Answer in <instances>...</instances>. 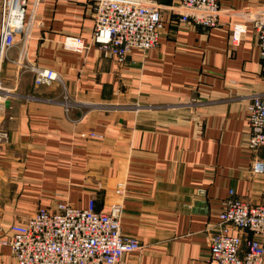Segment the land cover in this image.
<instances>
[{
    "label": "crops",
    "instance_id": "crops-1",
    "mask_svg": "<svg viewBox=\"0 0 264 264\" xmlns=\"http://www.w3.org/2000/svg\"><path fill=\"white\" fill-rule=\"evenodd\" d=\"M157 1L165 9L159 45L130 51L122 65L91 43L90 2L37 7L26 59L62 85L37 87L29 73L2 67L0 242L37 208L66 201L82 209L93 200L106 211L122 181L121 232L142 249L119 264H208L207 238L229 191L264 204V176L249 171L262 154L247 149L246 120L248 95L264 93V69L253 30L231 36L245 23L236 11L264 0H217L222 12L208 30L178 21L179 0ZM65 36L88 48L65 50ZM0 264H16L1 243Z\"/></svg>",
    "mask_w": 264,
    "mask_h": 264
},
{
    "label": "built area",
    "instance_id": "built-area-1",
    "mask_svg": "<svg viewBox=\"0 0 264 264\" xmlns=\"http://www.w3.org/2000/svg\"><path fill=\"white\" fill-rule=\"evenodd\" d=\"M28 1H31L28 4ZM91 3L94 29L91 43L100 56L117 65L125 64L132 50L145 51L159 45L165 27V10L157 0H85ZM42 0H0V106L3 96L2 67L12 66L17 76L29 73L34 86H49L62 79L52 69L39 67L26 59L32 43L37 7ZM180 23L212 29L218 25L222 12L217 0H179ZM30 12L26 14V7ZM245 23L233 25L232 40L239 41L248 27L256 36L259 60L264 69V4L247 6L236 11ZM62 47L74 53L88 48L77 36H65ZM17 53L11 56V51ZM247 149L262 156L251 160L249 171L264 176V93L247 97ZM65 107L68 101L64 96ZM6 133L0 129V140ZM97 138L100 135L91 134ZM99 186V185H98ZM125 183L118 181L112 189L114 199L106 211H97L93 200L78 209L68 202H59L54 209L37 208L23 222L8 226V237L2 245L10 248L16 264H119L126 254L141 251L136 237L121 232L124 214ZM217 222L208 239V264H263L264 262V204L249 202L229 191L220 203ZM236 229L235 235L230 229Z\"/></svg>",
    "mask_w": 264,
    "mask_h": 264
}]
</instances>
